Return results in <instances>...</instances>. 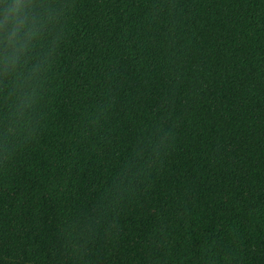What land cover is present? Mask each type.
I'll return each mask as SVG.
<instances>
[{"label":"trees","instance_id":"16d2710c","mask_svg":"<svg viewBox=\"0 0 264 264\" xmlns=\"http://www.w3.org/2000/svg\"><path fill=\"white\" fill-rule=\"evenodd\" d=\"M33 3L0 264H264V0Z\"/></svg>","mask_w":264,"mask_h":264},{"label":"clouds","instance_id":"9594fccd","mask_svg":"<svg viewBox=\"0 0 264 264\" xmlns=\"http://www.w3.org/2000/svg\"><path fill=\"white\" fill-rule=\"evenodd\" d=\"M44 23L33 0H0V76L18 80L22 58L39 43Z\"/></svg>","mask_w":264,"mask_h":264}]
</instances>
